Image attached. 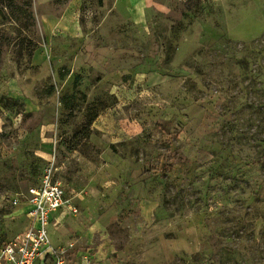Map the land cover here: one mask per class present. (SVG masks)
<instances>
[{
  "label": "rangeland",
  "instance_id": "obj_1",
  "mask_svg": "<svg viewBox=\"0 0 264 264\" xmlns=\"http://www.w3.org/2000/svg\"><path fill=\"white\" fill-rule=\"evenodd\" d=\"M46 168L65 264H264V0H0V247Z\"/></svg>",
  "mask_w": 264,
  "mask_h": 264
},
{
  "label": "built area",
  "instance_id": "obj_2",
  "mask_svg": "<svg viewBox=\"0 0 264 264\" xmlns=\"http://www.w3.org/2000/svg\"><path fill=\"white\" fill-rule=\"evenodd\" d=\"M28 196L25 204L28 226L1 245L0 264H65L49 241L47 226L57 224L59 212L76 209L50 168L43 171L37 186L28 188Z\"/></svg>",
  "mask_w": 264,
  "mask_h": 264
},
{
  "label": "crops",
  "instance_id": "obj_3",
  "mask_svg": "<svg viewBox=\"0 0 264 264\" xmlns=\"http://www.w3.org/2000/svg\"><path fill=\"white\" fill-rule=\"evenodd\" d=\"M26 210V207L23 209V211H25Z\"/></svg>",
  "mask_w": 264,
  "mask_h": 264
}]
</instances>
